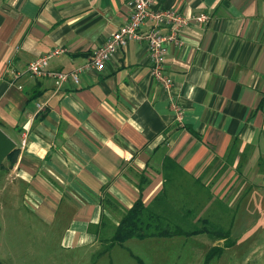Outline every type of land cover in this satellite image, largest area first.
Returning <instances> with one entry per match:
<instances>
[{
	"label": "crops",
	"instance_id": "crops-1",
	"mask_svg": "<svg viewBox=\"0 0 264 264\" xmlns=\"http://www.w3.org/2000/svg\"><path fill=\"white\" fill-rule=\"evenodd\" d=\"M153 7L209 16L169 47L168 92L151 77L144 40L129 41L77 83L14 76L56 48L63 51L47 70L85 64L128 21L126 0H0V129L19 149L1 173L0 196L13 189L45 221L70 213L65 247L101 244V231L113 234L137 200L181 229L214 227L226 210L239 224L264 220V0ZM233 226L234 218L228 248L205 232L180 237H211L207 258L235 245Z\"/></svg>",
	"mask_w": 264,
	"mask_h": 264
},
{
	"label": "rangeland",
	"instance_id": "rangeland-1",
	"mask_svg": "<svg viewBox=\"0 0 264 264\" xmlns=\"http://www.w3.org/2000/svg\"><path fill=\"white\" fill-rule=\"evenodd\" d=\"M9 194L0 196V264H264V220L257 227L251 220L239 224L235 211L226 210L222 220L213 224L228 230L234 218L231 238L235 245L208 260L206 253L212 240L208 235L111 245L112 234L106 229L101 231V244L81 249L65 247L61 240L70 213L60 211L45 221L40 213L25 206L22 194L13 196V189ZM186 226L182 229L198 227L190 223Z\"/></svg>",
	"mask_w": 264,
	"mask_h": 264
},
{
	"label": "built area",
	"instance_id": "built-area-1",
	"mask_svg": "<svg viewBox=\"0 0 264 264\" xmlns=\"http://www.w3.org/2000/svg\"><path fill=\"white\" fill-rule=\"evenodd\" d=\"M131 9L128 21L113 31L105 42L94 50L89 60L71 71H49L48 60L63 51L56 48L51 52L29 61L24 71L16 72L15 77L23 73L38 77L50 76L55 87L65 82H78L81 72L102 70L105 62L119 48L126 46L131 40H144L147 43L150 59V74L160 87L168 92L172 88L171 78L164 73L165 56L171 45L181 43V33L191 23H207L209 16L204 13L184 14L173 9H156L154 0H126ZM165 27V31L161 30Z\"/></svg>",
	"mask_w": 264,
	"mask_h": 264
},
{
	"label": "trees",
	"instance_id": "trees-1",
	"mask_svg": "<svg viewBox=\"0 0 264 264\" xmlns=\"http://www.w3.org/2000/svg\"><path fill=\"white\" fill-rule=\"evenodd\" d=\"M19 155V149H15L4 161L0 170L11 168ZM7 165V166H6ZM110 198V197H109ZM208 233L219 239H225L223 248L232 246L229 238V231L216 229L214 227H206L204 229L196 228L192 231H185L178 227L170 226L165 219L151 210L140 200H137L130 209H128L121 217L118 226L115 228L110 243L122 245L130 239H146L152 237H172V236H190L197 233ZM223 248L215 247L207 255L208 260L218 256Z\"/></svg>",
	"mask_w": 264,
	"mask_h": 264
},
{
	"label": "water",
	"instance_id": "water-1",
	"mask_svg": "<svg viewBox=\"0 0 264 264\" xmlns=\"http://www.w3.org/2000/svg\"><path fill=\"white\" fill-rule=\"evenodd\" d=\"M15 149L16 143L0 129V167Z\"/></svg>",
	"mask_w": 264,
	"mask_h": 264
}]
</instances>
